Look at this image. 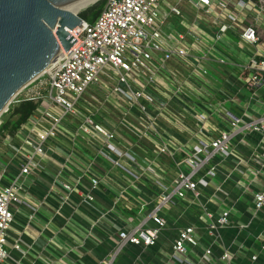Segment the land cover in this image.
Here are the masks:
<instances>
[{
	"label": "built area",
	"instance_id": "2783aa9c",
	"mask_svg": "<svg viewBox=\"0 0 264 264\" xmlns=\"http://www.w3.org/2000/svg\"><path fill=\"white\" fill-rule=\"evenodd\" d=\"M71 35L69 51L32 81L41 78L32 98L36 108L1 138L7 162L1 176L8 167L18 168L7 183H0V264H8L10 257L14 205L31 198L27 190L36 169L50 175L43 199L56 194L59 206L73 211L79 209L74 193L92 206L99 204L97 191L113 194L109 208L102 206L104 213L122 201L124 189L98 163L100 157L134 181L158 188L161 201L150 215L118 230L119 241L104 260L112 264L126 245L157 244L167 223L161 211L174 196L191 193L198 198L202 189L217 186L213 159L240 164L235 142H244L248 132L261 134L252 152L259 168L249 166L251 178L264 168V116L246 121L245 115H234L231 106L250 114L251 104L243 108L228 93L243 87L252 98L264 96V0H106L95 20H84ZM165 123L187 132L188 140L177 143ZM162 157L172 161L174 178L158 164ZM49 163L57 170L48 168ZM34 201L29 205L36 213L45 200ZM252 204L255 211L264 209V184L252 191ZM201 216L210 235L230 223V210L214 217L204 208ZM55 244L47 246L53 255L50 264H71L70 249ZM200 245L196 226L180 227L174 253L161 264H181L175 253ZM228 257L224 253L221 260ZM258 258L252 254L249 264H257Z\"/></svg>",
	"mask_w": 264,
	"mask_h": 264
},
{
	"label": "crops",
	"instance_id": "0c3cea01",
	"mask_svg": "<svg viewBox=\"0 0 264 264\" xmlns=\"http://www.w3.org/2000/svg\"><path fill=\"white\" fill-rule=\"evenodd\" d=\"M222 70V68H220ZM235 69H233L234 71ZM235 79L234 77H232ZM238 94H237V92ZM236 92V93H235ZM228 93L234 95L241 107L251 104L250 114H242L241 108L231 106L234 115H245L246 121H252L264 116L261 98L251 97V93L243 87L237 90L230 88ZM213 124L225 127L216 119L210 118ZM193 124V122H191ZM170 134H173L177 143L188 140L189 134L177 127L165 123ZM243 142H235L237 154L243 160L237 164L235 160H221L215 158L212 163L217 165V175L214 182L202 189L201 196L196 198L188 193L185 197L174 196L170 202L164 204L161 213L167 223L163 228L158 242L154 246L126 245L117 255L112 264H129L133 260H141L146 264H161L167 256L174 253L172 245L177 237L180 227L185 225L196 226L199 235L200 246L191 247L185 254H175L187 264L191 261L196 264H249L252 254H258L257 264H264V209L255 211L252 204V191L264 184V168L256 177L251 178L249 166L259 168L254 163L252 152L255 144L261 139V134L248 132ZM241 138V136H239ZM4 148L0 151V183L5 184L11 174L17 172L18 167L7 169L5 177L1 176L6 157ZM94 154V153H93ZM99 164L109 170L117 179V186L124 189L123 199L111 212H103V207L109 208L114 195L101 189L97 191L99 204L92 206L82 203L80 196L72 195V201L79 205L77 211H73L68 205L60 204V198L56 194H49L51 185L50 175L47 172L34 170L31 176V186L27 192L31 198L28 202H20L14 205V221L9 231L8 250L10 257L8 264H50L53 255L47 250L50 241L55 245L69 248V255L73 260L71 264H104L119 241L118 230L129 229L142 218L149 216L154 207L160 203V192L146 180L134 181L132 177L113 166L106 159L97 158ZM158 164L174 178L176 169L172 161L167 157L158 159ZM250 164V165H249ZM51 170H57V166L48 164ZM15 171V172H14ZM170 183V182H169ZM26 197V196H25ZM34 200H45L34 213L29 204ZM141 203L145 207L141 209ZM59 208V212L56 211ZM207 208L214 217H218L223 210H230V223L221 227L210 235L205 228L201 216L203 209ZM104 213V214H103ZM148 225H153L149 220ZM18 244L19 247H14ZM76 245L77 248H73ZM209 248L210 253L205 250ZM224 253H228L226 260H221Z\"/></svg>",
	"mask_w": 264,
	"mask_h": 264
},
{
	"label": "water",
	"instance_id": "95a60500",
	"mask_svg": "<svg viewBox=\"0 0 264 264\" xmlns=\"http://www.w3.org/2000/svg\"><path fill=\"white\" fill-rule=\"evenodd\" d=\"M86 0H0V117L21 90L74 43Z\"/></svg>",
	"mask_w": 264,
	"mask_h": 264
},
{
	"label": "trees",
	"instance_id": "16d2710c",
	"mask_svg": "<svg viewBox=\"0 0 264 264\" xmlns=\"http://www.w3.org/2000/svg\"><path fill=\"white\" fill-rule=\"evenodd\" d=\"M106 0H97L96 3L86 8L79 15L88 22H93L100 13ZM36 108L35 100L32 98L15 99L9 106L6 114L3 113L0 117V139L8 130L16 129L20 123L26 120L28 115ZM6 114V116H4ZM151 155L154 156L153 152Z\"/></svg>",
	"mask_w": 264,
	"mask_h": 264
},
{
	"label": "rangeland",
	"instance_id": "374dc122",
	"mask_svg": "<svg viewBox=\"0 0 264 264\" xmlns=\"http://www.w3.org/2000/svg\"><path fill=\"white\" fill-rule=\"evenodd\" d=\"M97 1H94L93 3H91L89 6H91L92 4H94V3H96ZM89 6H86V7H84V8H81V9H79V10H77V12L80 14L81 12H83L86 8H88ZM104 6V5H103ZM103 8V7H102ZM102 10V9H101ZM231 51L233 52V53H235L236 51H235V49H231ZM41 79V78H40ZM40 79H38V80H36V81H34V82H32L31 84H29L25 89H23V90H21V92L18 94V96L15 98L16 100L18 99V98H35L36 97V95L38 94V91H39V87H38V84H39V80ZM93 86H91V88H92ZM94 89H95V87H94ZM86 94H88V93H86ZM92 95H95V97H96V95H98L96 92H92ZM80 104H82V102H80ZM83 105V104H82ZM8 110H9V108H8ZM8 112V111H7ZM7 112H6V114H7ZM6 114L4 115V116H6ZM0 123H1V119H0ZM4 148V144H3V141H2V139H0V151L2 150ZM124 161V163H126V164H128V162L126 161V160H123Z\"/></svg>",
	"mask_w": 264,
	"mask_h": 264
},
{
	"label": "bare ground",
	"instance_id": "6f19581e",
	"mask_svg": "<svg viewBox=\"0 0 264 264\" xmlns=\"http://www.w3.org/2000/svg\"><path fill=\"white\" fill-rule=\"evenodd\" d=\"M94 1H97V0H86V1H84V2H82L75 10H74V12H77V10H79V9H81V8H84V7H86V6H89L91 3H93ZM62 55V53H60L59 55H58V57L57 58H59L60 56ZM56 58V59H57Z\"/></svg>",
	"mask_w": 264,
	"mask_h": 264
}]
</instances>
